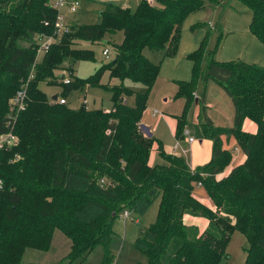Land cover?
<instances>
[{
	"label": "trees",
	"instance_id": "obj_1",
	"mask_svg": "<svg viewBox=\"0 0 264 264\" xmlns=\"http://www.w3.org/2000/svg\"><path fill=\"white\" fill-rule=\"evenodd\" d=\"M237 1L250 10L249 31L264 44V0ZM124 4L105 2L99 23L71 26L38 61L34 38L54 35L56 11L49 0H0V134L10 131L16 137L13 146L0 150V264H22L26 249L48 251L56 229L71 241L57 264H83L97 245L111 261L115 219L126 209L129 216L142 217L156 199L155 221L133 242L146 256L143 264H221L234 230L248 243L243 264H264V67L217 61L221 37L208 50L206 32L198 48L187 54L189 80L177 83L176 97L186 102L175 116L174 136L182 137L188 108L197 102L198 124L213 143L212 157L191 169L182 157L160 150L165 162L154 165L152 137L138 125L160 65L144 49L160 51L163 58L174 56L185 18L214 2L138 0L134 10ZM117 32L122 38L110 45L112 59L90 76L75 78L72 64L93 60V52L80 45ZM65 60L70 64L60 70L70 71L69 82H57L55 71ZM210 80L231 98L229 128L213 126L204 94L194 95L198 81ZM41 81L60 85L62 93L54 95L61 98L78 87H102L109 91L111 106L87 109L82 103L72 109L66 98L60 104L53 94L46 96ZM127 81L143 88L134 90ZM22 87L25 107L9 117V100ZM245 119L254 122L255 132L242 129ZM222 135L233 137L246 157L227 176L216 178L231 160ZM198 183L213 209L196 198ZM188 216L205 219L206 226L200 231L187 222Z\"/></svg>",
	"mask_w": 264,
	"mask_h": 264
},
{
	"label": "rangeland",
	"instance_id": "obj_2",
	"mask_svg": "<svg viewBox=\"0 0 264 264\" xmlns=\"http://www.w3.org/2000/svg\"><path fill=\"white\" fill-rule=\"evenodd\" d=\"M109 1L116 4L125 3L124 5L129 6L131 10L135 9L136 3L138 2V0H105L104 2L101 0H81L78 6L79 8L75 13H70L66 8L63 9L66 22L71 26L99 23V13L103 9L104 3ZM213 2L214 5H210L213 6L212 8L198 10L195 14H189L185 18L180 27V45L178 52L172 56L171 59H169L170 57L163 58L162 52L160 53L158 51L148 50L146 48L144 49V54L149 58V60L160 65L153 87L148 93L149 96L141 117L151 125L156 126V132L152 137V150L156 156L155 163L157 165L162 164L161 162L163 161V156L160 152L163 151L164 154H168L171 150H173V148L175 151L173 154L182 157L188 165L193 163L196 159L195 154L192 152L190 143L186 140V136L184 137L185 139L183 137V139H175L174 132L171 130L170 126L166 125L162 116L163 113H167V110L164 108L168 106V103L164 100L172 99V97H168L163 94L166 88L172 86L174 81V66L173 64H169L168 60L178 63V60L181 58V50L186 43L185 40H187V43L189 44V42H191L190 39H194L196 41V50L201 43L202 37H204L206 32H208L210 33L206 43V48H208V50L214 49L216 42L221 37L215 54V59L217 61H245L250 64L264 67V44L255 39L252 34L248 32V25L251 20L250 10L243 3L238 2L237 0H213ZM196 23L202 24L203 26H199L194 30H191V27ZM121 33L122 32H117L115 34L106 33L101 42L91 45L81 44V48L89 49L93 52V60H78L72 64L73 76L75 78H86L95 72L98 66L112 59L115 51L111 55L110 59H104L101 49L103 46H110L112 42L119 43L122 37ZM196 37H198V40ZM182 54H184V52ZM186 54L187 53H185L183 57L187 58ZM43 56L44 55L40 54L36 57V59L40 61ZM69 64L70 61L65 60L62 62L59 69L55 71L57 82L62 80V72L66 71L69 75L70 71L68 69L62 71L60 70L66 68L64 66H68ZM189 78L185 80H189ZM107 79V74H104L101 77V82L105 84ZM176 81L177 80H175V82ZM178 82L179 81H177V83ZM38 84L40 90H42L46 96L62 93L61 86L56 83L41 81ZM127 84L131 85L134 90H141L143 88L139 83L135 84L131 81H127ZM110 97L109 91L102 87L95 86L78 87L77 89L65 94L67 101L66 104L72 109H77L82 103H84L87 109L103 108L107 110L111 106ZM184 128L189 130V136L196 139L198 143L201 139V127L200 124L196 122V112L193 107L188 108ZM226 141L228 142L229 140ZM233 147H235L237 151H232ZM233 147L228 149L229 153H232L233 155L243 154L240 151L238 144H234ZM198 155V159L200 160L201 154L198 153ZM194 192L200 200V203L208 208H213V204L211 200L208 199L202 185H197L194 188ZM158 203L159 200L156 199V202L152 204L142 217L131 212V218H127V220H125L118 215L113 222V228L116 234L109 245V255L111 261H107L105 259V248L97 245V247L88 254L83 264L146 263L147 261L144 252L134 246L133 242L138 236L142 235V230L155 221ZM136 220L138 222H136ZM53 233L49 250L44 252L41 250L26 249L22 257V264H57L58 261L64 258L70 250L71 241L68 236H65V234L58 229H56ZM66 243L67 246H65ZM227 243L228 244L224 251L225 256L223 257L221 264H243L245 260V249L248 247L245 237L239 231L234 230Z\"/></svg>",
	"mask_w": 264,
	"mask_h": 264
},
{
	"label": "crops",
	"instance_id": "obj_3",
	"mask_svg": "<svg viewBox=\"0 0 264 264\" xmlns=\"http://www.w3.org/2000/svg\"><path fill=\"white\" fill-rule=\"evenodd\" d=\"M212 7L213 6H208L206 8H212ZM206 8H204V9H206ZM204 9H202V10H204ZM192 14H195V13H192ZM209 25H210V23H209ZM248 32H250L249 28H248ZM252 36L254 37L253 34H252ZM196 39L198 40V37H196ZM255 39H257V38H255ZM120 41H121V39H120ZM185 41H186V43H185L186 47L184 46L182 48L181 58L178 60V63H175L171 60H168V63L173 64V66H174V74H173L174 81L172 83V86H169L168 88H166V90L163 94V95H166L168 97H172L171 100L170 99L164 100L166 103H168V106L164 108L167 110V113L166 114L163 113L162 116H163V119H164V122L166 123V125L170 126V128L173 132H174V128H175V124H174L175 116H179L182 113L183 106L185 105V102H186L184 100V98L180 99V98L175 97V92L177 90V81H182V80L188 79L190 76L191 68H192L191 62L186 57H183V56L185 55V53L188 54V53L194 51L195 47H196L195 46L196 41L194 39H190L191 42H189V44L187 43V40H185ZM179 45H180V41H179ZM179 45H178V48H179ZM183 52H184V54H182ZM169 59H171V57ZM175 80H177V81L175 82ZM203 94H204V106L206 108V115L209 118L212 125L215 127H220V128L232 126L233 125L232 122H233V116H234V108H233V104H232V101H231L229 95H227V93H225L223 91V89L214 81L207 82L206 84L203 83L202 81H198L197 85L195 87L194 95L198 98L199 96H202ZM190 107H193L195 109L196 122L198 123L197 102L192 103V105ZM140 122L150 128V131L152 134L151 137H153L155 132H156V126L151 125L147 121L143 120V118L140 119L139 123ZM242 129L253 133L256 130V125L254 124V122H251L248 119H245L244 124L242 126ZM185 136H186V140L188 141L187 136H189V130L186 128H184V130H183L182 137L184 138ZM200 136H201V139L199 140L198 143H197L196 139H194V138H193L194 139L193 142L188 141V143H190V145L192 147L193 154H195V156H196V159L193 163H191V161H190L191 164L189 165V167L191 169H195L197 167H200L201 165L207 163L212 157V148H213L212 141L203 136L202 130L200 131ZM220 138L223 142L222 146L224 147L225 150H228V149H230V147H233L234 144H237L236 140L233 137L227 138L224 135H222ZM226 140H229V141L227 142ZM232 149H233L232 151H237V149L235 147H233ZM174 152L175 151L173 148V150H171L170 153H174ZM170 153H168V154H170ZM198 153L201 154L200 160L198 159V156H199ZM152 155H153V157H152L151 162H152V164L155 165L156 164L155 163L156 162V156L154 155V152ZM245 157L246 156L244 155V153L238 154V155L237 154L233 155L231 153L230 163L225 167V169L222 172H220L216 175V178H222L224 176H227L230 173V171L233 169V167L240 165L245 161ZM164 162L165 161L163 159V161L161 163L164 164ZM194 194H195V192H194ZM195 196H196V194H195ZM196 198L198 199L197 196H196ZM186 220L189 224L194 225L200 231H202V229L206 226V220L203 218H195L192 216H188ZM136 222H138V221L136 220ZM65 246H67V243L65 244Z\"/></svg>",
	"mask_w": 264,
	"mask_h": 264
},
{
	"label": "built area",
	"instance_id": "obj_4",
	"mask_svg": "<svg viewBox=\"0 0 264 264\" xmlns=\"http://www.w3.org/2000/svg\"><path fill=\"white\" fill-rule=\"evenodd\" d=\"M81 0H49V6L53 8L56 11V16H55V32L54 35H42L39 34L35 36V40L37 42V56L42 54L44 55L48 47L53 44L54 40H56L55 37L60 36L61 34L68 33L71 31V25L66 22V17L65 14L63 13V9L66 8L70 13H75L77 9L79 8ZM105 1V0H101ZM149 3H152L153 0H147ZM102 55L104 59L111 58V55L113 54V50L110 46L106 45L103 46L101 49ZM33 76V72L30 73L29 79H31ZM69 75L65 72H63L62 76V83H68L69 82ZM25 87H22L18 89L15 94L10 98L9 103H8V115L9 117H15L18 115V112L22 111L25 107ZM55 101H57L60 104H63L65 102V98L57 97ZM187 139L189 142H193V138L191 136H187ZM16 141L15 135L10 132H4L0 134V150H4V148H9L14 145ZM198 185H201L198 183ZM2 188V182L0 180V189ZM121 218L127 220L129 218V210H123L120 215Z\"/></svg>",
	"mask_w": 264,
	"mask_h": 264
},
{
	"label": "water",
	"instance_id": "obj_5",
	"mask_svg": "<svg viewBox=\"0 0 264 264\" xmlns=\"http://www.w3.org/2000/svg\"><path fill=\"white\" fill-rule=\"evenodd\" d=\"M51 98H52L53 100H55V99H56V95H52ZM138 126L140 127V130L143 132V134H144L146 137L150 138V137L152 136L151 131H150V128H149L148 126L144 125V124L141 123V122L139 123Z\"/></svg>",
	"mask_w": 264,
	"mask_h": 264
}]
</instances>
